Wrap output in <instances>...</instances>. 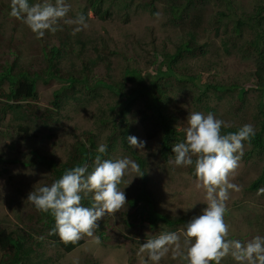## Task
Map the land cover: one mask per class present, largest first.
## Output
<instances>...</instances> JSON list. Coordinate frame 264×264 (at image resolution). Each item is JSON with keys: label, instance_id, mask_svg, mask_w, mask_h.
<instances>
[{"label": "rangeland", "instance_id": "rangeland-1", "mask_svg": "<svg viewBox=\"0 0 264 264\" xmlns=\"http://www.w3.org/2000/svg\"><path fill=\"white\" fill-rule=\"evenodd\" d=\"M90 1L67 0L71 5L69 17L83 13L87 29L72 35V26L61 23V30L46 33L38 40L26 25L9 15L11 0H0V71L14 63L13 72L24 69L39 76L34 100L22 101L24 108L19 113H0V225L20 234L30 229L27 214L33 208L26 206L21 195L39 188L48 172L30 153L33 148L62 163L73 143L85 142L90 134L95 141L94 156L97 146L103 143L107 145L105 159L128 157L138 164L137 158H142L146 179L143 182L142 177L132 179L135 173L126 174L119 185L126 195V210L115 216L106 215L98 222L93 237L83 236L84 243L69 253H63L44 234H34L39 245L32 244V263L88 264L87 260H93L96 264H143L138 254L141 243L167 231L180 232L185 222L206 206L202 203L204 192L195 188L190 167L176 166L171 156L163 158L159 136L150 137L144 131L140 115L148 96H140L129 111L121 113L125 102L116 88L124 83L123 90L128 92L141 86L125 82L127 69L138 70L144 85L162 76V101L177 131L187 126L188 114L194 111L205 115L211 112L231 126L251 124L254 130L264 115V91H258L253 83V53L248 54L244 48L251 35L246 29L240 37L231 33L237 14L251 12L264 0H230L235 11L228 10L223 2L209 3L210 12L223 10L229 18L217 24V32L210 28L211 24L205 25L207 31L200 29L195 41L200 48L175 62L173 76H163L156 70L160 66L161 73H165L160 64L162 52H173L185 39L186 30L171 21L167 4L152 0V13L150 0H101L99 8L108 15H96ZM37 2L29 0L30 4ZM53 47L61 49L54 57L50 53ZM206 84L232 85L233 89L220 91L206 88ZM56 90L61 93L59 106L53 104ZM43 113L49 116L44 123L40 117ZM10 114L15 117L12 119ZM19 126L27 127L26 137ZM130 135L145 141L142 150H134L128 144ZM250 148L246 142L244 156L230 178L240 190L230 191L225 215L229 238L241 241L264 235V195H257L249 187L261 173L264 153L254 152L246 158ZM93 167L91 160L89 171ZM129 198L135 200V206L129 204ZM194 202L195 206L189 208ZM159 215L181 221L168 226ZM126 220L134 226L128 227ZM134 227L138 233L126 236V231H134ZM100 231L103 237L98 235ZM94 237L99 238V244ZM38 254L40 258L36 259ZM160 264L186 261L173 259L169 253ZM221 264L235 262L225 257Z\"/></svg>", "mask_w": 264, "mask_h": 264}, {"label": "clouds", "instance_id": "clouds-1", "mask_svg": "<svg viewBox=\"0 0 264 264\" xmlns=\"http://www.w3.org/2000/svg\"><path fill=\"white\" fill-rule=\"evenodd\" d=\"M70 10L67 0H39L32 4L29 0H11L9 15L20 20L39 40L46 33L61 30V23L72 26V35L87 29L85 15L69 17ZM229 127L211 112L205 115L194 111L188 114L187 126L178 128L184 139L172 146L173 163L193 169L195 188L203 190L202 203L206 206L185 222L180 232L167 231L141 243L138 254L143 264H160L169 253L186 264H221L225 257H231L235 264H264V235H255L247 241L229 238V225L225 221L227 201L230 191L240 190L230 178L244 156L245 143L255 135L251 124L240 126L235 132H222ZM127 141L134 150L144 148L145 141L136 136H127ZM96 153L91 171L87 162L76 165L50 185H42L27 195L37 211L53 216L52 231L65 244H76L85 235L93 237L98 222L106 215L115 216L126 210V195L119 187L123 177L129 172L135 173L132 179L144 175L140 166L128 157L103 158L107 154L106 144H99ZM89 194L92 205L85 207L81 201ZM257 195H264V188L258 189ZM94 242L99 244V238L94 237Z\"/></svg>", "mask_w": 264, "mask_h": 264}, {"label": "trees", "instance_id": "trees-1", "mask_svg": "<svg viewBox=\"0 0 264 264\" xmlns=\"http://www.w3.org/2000/svg\"><path fill=\"white\" fill-rule=\"evenodd\" d=\"M168 5V11L171 16V21L177 24L181 29L185 31V39L176 45L175 50L171 53L162 52V60L160 64L164 66L165 73H161L160 66L156 71L167 76H173L175 71V62L179 61L182 56L187 52H193L195 49L200 48L196 45V36L200 29L209 30L205 25H210L216 29L215 32L220 28L217 26L222 19L229 18L223 10H217L210 12L209 3L212 4L215 1L223 2L228 5V10H234L233 5H231L230 0H162ZM101 0H91L90 4L94 8L96 15H102L99 8ZM149 6L154 11L153 2L150 0ZM224 4V6H225ZM231 5V6H230ZM104 14L108 15L107 11ZM103 14V15H104ZM216 24V25H215ZM251 35L250 39L245 45V51L250 54L253 53L254 57V72H253V83L258 91H264V3L258 4L251 12L237 14L233 21L231 28V33L235 37H240L243 34V30ZM243 50V49H242ZM61 49L51 48V56L60 54ZM244 51V50H243ZM156 56L151 59L152 64L155 63ZM161 66V67H163ZM3 70L0 71V113L2 115L9 114L10 112L19 113L21 109L24 108L22 101H32L36 96L37 80L39 76L36 73H31L27 70L14 71L15 64L12 63L9 66H3ZM49 69L52 65L48 66ZM55 69V65H54ZM125 82H134L141 84L140 87L135 86L134 89L123 90L124 83L117 87L120 98L124 99V104L121 106V113L129 111L130 107L134 102L141 96H148L145 100V107L141 111V123L144 131L150 137L159 136L160 140V153L163 158L173 157L175 154L172 152V146L184 139L182 132L177 131L172 126L171 115L166 113L165 104L162 101V83L159 79L162 77H157L155 79H150L146 85L142 84V77L140 72L136 69H127L125 73ZM83 83L86 82L85 79L82 80ZM113 88V86H111ZM206 88H212L215 90H231L232 85H211L206 84ZM147 89V91H146ZM243 93V91H241ZM61 93L59 90L53 93V104L59 106L58 100H60ZM123 96V97H122ZM27 106V105H26ZM31 115L34 112H29ZM125 114V113H123ZM12 119L15 117L10 114ZM41 121L44 123L45 120H49V116L42 114ZM103 122V121H102ZM26 137L27 127H18ZM239 126H231L226 129H222V132H235ZM125 137V135H124ZM122 141L127 145L125 138ZM250 149L246 152V158H249L252 153L259 152L264 153V115L259 123L258 129L255 130V135L251 138ZM95 141L92 135L88 134L86 136V141L82 142L76 140L72 147L70 154L66 161L58 163L52 156L39 153V151L34 148L31 150V154L37 159V163L41 162L47 168V175L42 182V185H50L54 180L59 179L65 170L70 169L76 165H82L85 162L89 163L94 157ZM2 159V158H0ZM9 162H17L15 159H6ZM138 164L143 171V160L142 158H137ZM34 162V161H31ZM189 173L193 176V169L190 167L188 169ZM146 179L145 174L142 176V181ZM252 191H258V189L264 188V165L262 167L260 175L252 181L249 185ZM27 193L21 195L26 200V206L32 207V211L27 214L28 221L30 222L29 231H23V233L8 231L4 226L0 225V264H39L38 261L35 263L30 262L32 259L31 255L34 253L35 249L32 244L36 241L34 240V234L42 235L44 234L49 240L53 241L59 246L63 253H69L81 246L84 243L83 238L79 240L76 244H65L57 234L52 230L54 229V218L50 213L39 212L35 209L30 201L27 199ZM128 202L131 206H135L136 202L133 198H129ZM18 203V200H17ZM85 207H90L92 205V199L87 197L81 201ZM147 204V203H146ZM134 212V211H133ZM131 217V216H130ZM159 219L164 223L171 226L176 223V221L181 220H171L163 215H159ZM128 227L134 226V223H129L126 220ZM136 227H140L135 225ZM134 227L133 230L126 231V236L136 235L138 229ZM103 237V231L98 234ZM38 241V240H37ZM27 242V243H26ZM39 245V241L36 242ZM40 255L36 256L39 259ZM88 264H96L93 260H87Z\"/></svg>", "mask_w": 264, "mask_h": 264}]
</instances>
